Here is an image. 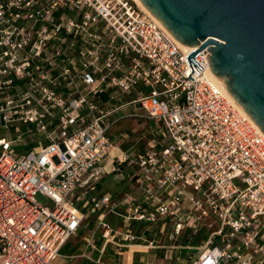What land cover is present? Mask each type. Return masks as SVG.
Segmentation results:
<instances>
[{
  "label": "built area",
  "instance_id": "2783aa9c",
  "mask_svg": "<svg viewBox=\"0 0 264 264\" xmlns=\"http://www.w3.org/2000/svg\"><path fill=\"white\" fill-rule=\"evenodd\" d=\"M199 48L131 0H0V264H58L91 213L101 254L170 223L172 240L209 233L191 264H264V132L209 47L193 72ZM125 119L154 123L144 152L118 144ZM107 175L135 186L103 193Z\"/></svg>",
  "mask_w": 264,
  "mask_h": 264
},
{
  "label": "water",
  "instance_id": "95a60500",
  "mask_svg": "<svg viewBox=\"0 0 264 264\" xmlns=\"http://www.w3.org/2000/svg\"><path fill=\"white\" fill-rule=\"evenodd\" d=\"M140 1L181 45L200 46L191 69L209 47L213 73L264 132V0Z\"/></svg>",
  "mask_w": 264,
  "mask_h": 264
},
{
  "label": "rangeland",
  "instance_id": "374dc122",
  "mask_svg": "<svg viewBox=\"0 0 264 264\" xmlns=\"http://www.w3.org/2000/svg\"><path fill=\"white\" fill-rule=\"evenodd\" d=\"M133 3H136L134 0ZM137 4V3H136ZM138 5V4H137ZM133 96L130 95H124L123 96V101H130V99H133ZM131 112V108L130 107H124L122 110V114H125L127 112ZM126 132L127 133V138L122 140V138L118 140V144L122 143V147L126 150H130V152H144L149 146H147V143L149 142V139L151 138H157L158 135L156 134L155 131V125L153 122H151L150 120L147 119H138V120H123L119 126L117 127V129L114 132V135H119L120 132ZM3 134V133H2ZM11 135L16 137L17 135H15L13 132H11ZM121 146V145H120ZM29 146H25V145H21L19 147H16V150H18L19 152H25L28 149ZM134 183L128 180L122 181V182H116L114 180V178L112 177V175H107L105 177V180L101 183V187L100 190L103 193L109 192L114 194L117 197H121V195L128 190H131L134 187ZM100 192V191H99ZM96 215L95 213H91L90 217L86 220V227H84L79 233H77L73 238H71L70 242L71 245H73L75 247V251L73 252V255H79L76 259L71 260L70 259H66L63 258V256L57 261L58 264H91L87 258L83 257L82 254L84 252L89 254V257H93L95 259H97L99 257V251L98 249H100L102 247V239H100L101 233L103 232V230L101 228H98V224H97V219H96ZM110 221H112V218H108ZM113 222V221H112ZM141 229V227L139 228V230ZM93 230H97V234L95 235V237L93 238V243H94V247L93 248H86V245L88 244L86 241H84L83 237L84 235H88L92 233ZM140 232V234L142 233V231H137ZM155 233H158L156 230L152 231ZM150 232V233H152ZM172 232V228L170 223H168L166 231L164 234L158 233L156 236V239L159 240H166V244L170 245V246H175V247H168V249H165L166 252L170 255L173 254V256L175 254H177V251H180V248H177L178 246H181L180 244L183 243V241L190 239L191 240V254L193 255V257H198L199 254H201V252H203V250L206 249V242L209 239L208 234L209 233H205V234H193L190 230H184L181 237L178 238L177 240H172L170 237V234ZM152 236H154V233L152 234ZM145 237L148 241H152V239H154L155 237ZM197 236H199L198 238L200 239V242H198V244L194 245L193 241L194 239L197 238ZM137 243H143V244H148V242H144L142 240H138L136 242ZM179 243V244H178ZM219 241H217L215 244H218ZM184 244V243H183ZM96 247L98 249H96ZM126 250H128V248H125ZM125 249H122V251L119 252H123ZM116 250L115 245L114 244H109L107 247V250L105 252L106 256L103 258L102 263L108 264H124V257L125 255L123 254V256L118 255L117 258H115L113 255L114 251ZM70 253V252H69ZM127 256V255H126ZM114 259H117L116 261H114ZM147 260H145V262H139L137 264H144L146 263ZM181 264H189V261L187 258L183 259L182 258Z\"/></svg>",
  "mask_w": 264,
  "mask_h": 264
},
{
  "label": "crops",
  "instance_id": "0c3cea01",
  "mask_svg": "<svg viewBox=\"0 0 264 264\" xmlns=\"http://www.w3.org/2000/svg\"><path fill=\"white\" fill-rule=\"evenodd\" d=\"M104 101H107V97L106 95H103V100L102 102ZM3 133V134H2ZM0 136L1 137H10L9 134H7L6 132L4 131H1L0 132ZM157 228V225H154V229ZM157 231V230H156ZM158 232V231H157ZM154 233V236H152V234ZM158 233H161V232H158ZM158 233H155V232H148L146 233L145 236L147 237H155L154 239H152V241H149L148 244H143V243H137V244H134V245H131L130 248H128V250H124L123 252H116L114 251V257L117 258L118 255H121L123 256V254L125 255L124 257V264H137L138 261L139 262H145L144 264H181L182 261V258L185 259L187 258L188 261H189V264H191V262L194 260V259H197L198 257H193V255L191 254V248L192 246L190 245L191 244V240L190 239H187L185 241H183L182 244H180L181 246H178L177 248H180V251H177V254H175L173 256L168 254L166 252L165 249H168V247H175V246H170V245H167L166 244V240H157L156 239V236ZM162 234V233H161ZM88 235H84L83 239L84 238H87ZM85 241V239H84ZM198 242H200V239L196 240L194 239L193 243L194 245L198 244ZM190 243V244H189ZM179 244V243H178ZM88 245H86V248H87ZM86 253V252H84ZM83 253V254H84ZM131 253V255L129 256V259L127 260V256L128 254ZM82 254V256L84 257V255ZM88 256L89 254L86 253ZM99 257L97 259L95 258H87V260L91 263V264H105V263H102V260L103 258L106 256V254H101L99 252ZM127 255V256H126ZM200 255V254H199ZM66 256H69V257H75V258H67ZM79 255H63V258H66V259H70L71 260H74L78 257ZM93 259V260H91ZM117 259H114V261H116ZM81 264V263H79ZM108 264H111V263H108Z\"/></svg>",
  "mask_w": 264,
  "mask_h": 264
},
{
  "label": "bare ground",
  "instance_id": "6f19581e",
  "mask_svg": "<svg viewBox=\"0 0 264 264\" xmlns=\"http://www.w3.org/2000/svg\"><path fill=\"white\" fill-rule=\"evenodd\" d=\"M134 1L139 5V7H140L143 11L148 12L149 14H151V15L155 18V16L149 11V9H147V8L142 4V2H141L140 0H134ZM155 19H156V18H155ZM156 20H157V19H156ZM157 21H158V20H157ZM159 23H160V22H159ZM160 24H162V23H160ZM163 25H164V24H163ZM164 26H165V25H164ZM165 28H166V26H165ZM166 29H167V28H166ZM167 30H168V29H167ZM182 46H183V45H182ZM183 47H185V46H183ZM211 75H212L213 80H214L216 83H218V85H220V86L223 88V90H225L226 94H227L230 98H232L233 102H234L239 108L242 109V107L238 105V103L236 102V100L231 96V94H230L229 91L227 90L226 83H224L223 80L217 78L213 72H211ZM243 111H244V110H243ZM130 255H131V253L128 254V256H127V260L129 259V256H130Z\"/></svg>",
  "mask_w": 264,
  "mask_h": 264
},
{
  "label": "trees",
  "instance_id": "16d2710c",
  "mask_svg": "<svg viewBox=\"0 0 264 264\" xmlns=\"http://www.w3.org/2000/svg\"><path fill=\"white\" fill-rule=\"evenodd\" d=\"M199 236H197L196 240H198ZM75 251V247L73 245H71V242L69 241L63 248L61 251V255H72L73 252ZM70 252V253H69ZM99 254V253H98ZM100 255V254H99Z\"/></svg>",
  "mask_w": 264,
  "mask_h": 264
}]
</instances>
